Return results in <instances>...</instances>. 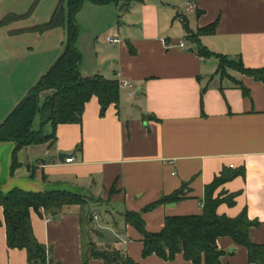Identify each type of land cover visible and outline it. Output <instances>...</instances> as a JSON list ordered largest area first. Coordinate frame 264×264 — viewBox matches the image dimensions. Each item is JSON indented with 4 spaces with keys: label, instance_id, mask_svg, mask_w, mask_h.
Returning <instances> with one entry per match:
<instances>
[{
    "label": "crops",
    "instance_id": "0c3cea01",
    "mask_svg": "<svg viewBox=\"0 0 264 264\" xmlns=\"http://www.w3.org/2000/svg\"><path fill=\"white\" fill-rule=\"evenodd\" d=\"M59 1L0 0V123L64 49V26L38 28ZM191 1L133 0L125 9L123 1L85 0L76 16L79 72L118 79L119 101L103 108L94 95L80 122L54 128L37 115L34 130L55 136L20 147L14 165L16 142L0 140L4 192L59 189L78 197L57 213L30 210L33 234L54 261L104 264L100 257L84 260L92 245L120 249L139 264H192L182 252L171 259L143 255V235L126 212L139 211L147 231L161 230L167 215L202 213L205 186L224 167L243 172L216 189L215 195L222 188L237 194L218 213L236 216L246 208L259 220L249 229L251 240L264 243V83L234 68L221 76L219 58L199 55L188 36L215 22L199 35L201 43L247 68L263 67L264 0ZM51 92L44 89L41 100ZM179 188L185 197L145 209ZM0 219V264H30L25 248L8 245L1 207ZM218 246L223 263L258 264L228 235Z\"/></svg>",
    "mask_w": 264,
    "mask_h": 264
},
{
    "label": "trees",
    "instance_id": "16d2710c",
    "mask_svg": "<svg viewBox=\"0 0 264 264\" xmlns=\"http://www.w3.org/2000/svg\"><path fill=\"white\" fill-rule=\"evenodd\" d=\"M85 0H60L51 14L49 21L38 25L40 29L62 25L67 29V37L62 53L52 66L42 74L38 81L28 90V93L0 123V140L13 139L14 162L16 150L27 143L40 142L55 136L54 133H44L42 129L33 128V120L41 115L43 124L50 123L53 128L61 122H80L85 108V102L92 96H97L103 108L117 103L120 98L119 81L109 79L100 74L94 76L82 75L79 66L82 55L78 48L77 39L79 26L76 20L77 12ZM94 3H108L123 1L125 9L133 0H90ZM186 28L188 26L186 25ZM215 29V22L200 28L197 33L188 29L189 38L196 42L199 55H215L219 58L217 73L230 76L228 68L237 69L244 74L252 75L264 83L263 67H245L241 58H231L223 53H215L199 40L203 32ZM52 90L43 100L41 92ZM243 168L224 167L213 181L205 186L203 212L193 214L167 215L165 225L159 231H147L144 219L139 211H127L126 221L134 224L143 235L142 253L145 256L155 253L163 259H171L179 252L192 264H227L222 262L225 250L218 246V238L223 235L232 237L238 244L248 249L250 262L264 264V243L253 242L249 229L258 224V219H251L247 209H243L236 216L219 214L220 203L235 202L236 193L222 190L215 195L216 189L228 179L242 173ZM185 197L183 188L164 195L162 198L147 204L146 210L164 201H177ZM77 195L65 190L31 191L13 187L4 192L0 187V207L4 213V223L7 227L6 241L10 247L25 248L30 264H60L47 255V247L38 241L31 226V208L37 210L44 207L52 213H57L64 204L77 200ZM1 223V219H0ZM84 260L89 257H100L104 264H139L135 259L116 248H97L89 246L84 250Z\"/></svg>",
    "mask_w": 264,
    "mask_h": 264
},
{
    "label": "built area",
    "instance_id": "2783aa9c",
    "mask_svg": "<svg viewBox=\"0 0 264 264\" xmlns=\"http://www.w3.org/2000/svg\"><path fill=\"white\" fill-rule=\"evenodd\" d=\"M186 4H187V6H190L191 4H192V1L191 0H187V2H186ZM106 40H108V41H119L120 40V38L118 37V36H115V35H107L106 36ZM182 46H185L186 45V43L183 41V42H181L180 43ZM121 83V85H123V86H128V85H132V82L130 81V80H123V81H121L120 82ZM73 159V156H69V157H66L65 158V160L66 161H71Z\"/></svg>",
    "mask_w": 264,
    "mask_h": 264
},
{
    "label": "water",
    "instance_id": "95a60500",
    "mask_svg": "<svg viewBox=\"0 0 264 264\" xmlns=\"http://www.w3.org/2000/svg\"><path fill=\"white\" fill-rule=\"evenodd\" d=\"M190 50H193V47H190ZM60 156L64 158V157L66 156V154H60ZM229 250H230V251H233V250H232V247L229 248Z\"/></svg>",
    "mask_w": 264,
    "mask_h": 264
}]
</instances>
